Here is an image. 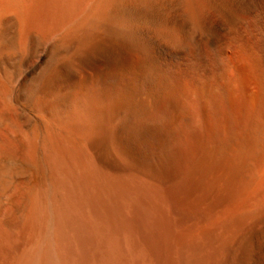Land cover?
<instances>
[{"label":"bare ground","instance_id":"bare-ground-1","mask_svg":"<svg viewBox=\"0 0 264 264\" xmlns=\"http://www.w3.org/2000/svg\"><path fill=\"white\" fill-rule=\"evenodd\" d=\"M0 130V264H264V0H0Z\"/></svg>","mask_w":264,"mask_h":264},{"label":"rangeland","instance_id":"rangeland-1","mask_svg":"<svg viewBox=\"0 0 264 264\" xmlns=\"http://www.w3.org/2000/svg\"><path fill=\"white\" fill-rule=\"evenodd\" d=\"M20 101V102H19ZM18 101V103L17 104H15L18 108H21V109H25V111H28L27 112V114L30 116V117H35V115H36V112L30 107V106H26V104L22 101V100H19ZM22 103V104H21ZM18 104H19V106H20V104H21V106L19 107L18 106ZM22 106H23V108H22ZM25 106H26V108H25ZM33 113V114H32ZM34 115V116H33ZM4 128H6L5 130H7V127H4ZM4 130V131H5ZM9 130V129H8ZM3 131V130H2ZM0 132H1V130H0ZM5 133V132H4ZM2 134H3V132L2 133H0V137L2 136ZM9 204V205H8ZM8 204H7V206L6 207H8V209L10 208V207H12L11 205H13L14 204V201L13 200H11V201H8ZM10 206V207H9ZM263 217H264V214H263ZM262 216L260 217V218H263Z\"/></svg>","mask_w":264,"mask_h":264}]
</instances>
